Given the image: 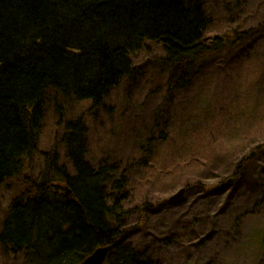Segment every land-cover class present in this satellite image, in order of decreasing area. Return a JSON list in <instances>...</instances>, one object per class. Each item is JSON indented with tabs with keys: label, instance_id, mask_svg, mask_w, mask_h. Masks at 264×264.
<instances>
[{
	"label": "trees",
	"instance_id": "obj_1",
	"mask_svg": "<svg viewBox=\"0 0 264 264\" xmlns=\"http://www.w3.org/2000/svg\"><path fill=\"white\" fill-rule=\"evenodd\" d=\"M212 2L0 0V264H82L104 247L105 264H163L134 242L137 228L129 222L133 193L151 178L139 171H155L153 165L109 155L93 163L88 126L82 117L66 119L65 105L87 104L94 115L123 82L144 88L145 68L136 60L152 46L163 52L155 63L168 73L167 91L192 87L207 62L248 39L217 29L238 16L228 22ZM48 109L59 125L65 121L62 154L40 145ZM212 135L210 129L204 137ZM192 154L189 164L201 167L194 162L202 156Z\"/></svg>",
	"mask_w": 264,
	"mask_h": 264
},
{
	"label": "rangeland",
	"instance_id": "obj_2",
	"mask_svg": "<svg viewBox=\"0 0 264 264\" xmlns=\"http://www.w3.org/2000/svg\"><path fill=\"white\" fill-rule=\"evenodd\" d=\"M225 3L234 6L232 12ZM210 5L228 22L238 16L234 24L216 26L230 29L233 38H248L238 51L225 49L206 63L192 87L170 94L164 86L168 73L155 63L163 52L152 46L150 56L136 60L145 68L144 88L123 82L94 115L87 104H66V119L82 117L87 124L93 163L109 155L110 161L153 165L155 171H139L151 178L135 189L129 222L137 228L134 242L163 264H264V0ZM47 112L40 145L62 154L65 121L59 125L54 111ZM210 129L212 138L204 137ZM192 153L202 156L193 161L201 167L191 164ZM33 167L38 174L42 160ZM182 189L186 194L170 202ZM138 209L144 212L136 214Z\"/></svg>",
	"mask_w": 264,
	"mask_h": 264
},
{
	"label": "water",
	"instance_id": "obj_3",
	"mask_svg": "<svg viewBox=\"0 0 264 264\" xmlns=\"http://www.w3.org/2000/svg\"><path fill=\"white\" fill-rule=\"evenodd\" d=\"M254 154V153H253ZM253 158V155L251 156ZM234 180H230L229 184H232ZM186 194V190L182 189L178 191L177 195L172 197L170 199V202H176L179 201L184 195ZM109 248L104 247L101 249L96 250L91 257L86 259L82 264H105L108 254H109Z\"/></svg>",
	"mask_w": 264,
	"mask_h": 264
}]
</instances>
